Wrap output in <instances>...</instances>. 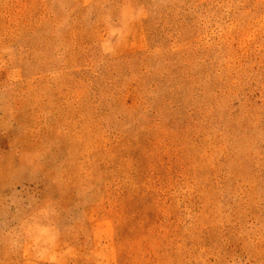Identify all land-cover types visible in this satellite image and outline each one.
I'll use <instances>...</instances> for the list:
<instances>
[{"label": "rangeland", "instance_id": "374dc122", "mask_svg": "<svg viewBox=\"0 0 264 264\" xmlns=\"http://www.w3.org/2000/svg\"><path fill=\"white\" fill-rule=\"evenodd\" d=\"M0 264H264V0H0Z\"/></svg>", "mask_w": 264, "mask_h": 264}]
</instances>
